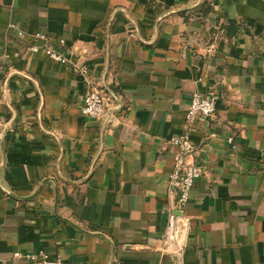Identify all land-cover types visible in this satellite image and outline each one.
I'll list each match as a JSON object with an SVG mask.
<instances>
[{
    "label": "crops",
    "instance_id": "1",
    "mask_svg": "<svg viewBox=\"0 0 264 264\" xmlns=\"http://www.w3.org/2000/svg\"><path fill=\"white\" fill-rule=\"evenodd\" d=\"M94 85L102 118L80 109ZM193 92L215 111L186 128ZM0 123V264H264V0H0ZM186 130L179 259L160 246Z\"/></svg>",
    "mask_w": 264,
    "mask_h": 264
},
{
    "label": "built area",
    "instance_id": "2",
    "mask_svg": "<svg viewBox=\"0 0 264 264\" xmlns=\"http://www.w3.org/2000/svg\"><path fill=\"white\" fill-rule=\"evenodd\" d=\"M16 32L18 35L22 33L21 30H16ZM34 38L37 39L40 44L30 45L28 47L30 51L36 52L41 50L52 60L62 64H68L81 72H86V69L81 64V57L76 60L70 59L63 51L52 47L44 34L36 33L34 34ZM80 109L84 115L90 118H102L105 116L107 107L105 96L101 88L96 85L92 86L84 96ZM214 111L215 99L213 97L203 96L198 92H193L190 95L189 103L185 111L186 128H188L196 118H209ZM3 133L4 127L0 123V138ZM228 142H232V137H228ZM170 144L174 147V152L173 169L169 174V181L175 188L176 200L172 210L169 212L168 223L161 240L160 250L163 252L169 251L173 244H177L174 238L176 221L179 217L185 219L183 212L189 200L192 185L194 180L201 173V168L198 164L186 160V154L189 150L187 130L179 135L173 136L170 139ZM177 212H180V215ZM177 246L179 247L178 252L182 250L183 246L180 247L178 244ZM14 256L17 258L24 257L31 264H62L60 258L49 259L48 254L42 250L36 253L14 252Z\"/></svg>",
    "mask_w": 264,
    "mask_h": 264
},
{
    "label": "water",
    "instance_id": "3",
    "mask_svg": "<svg viewBox=\"0 0 264 264\" xmlns=\"http://www.w3.org/2000/svg\"><path fill=\"white\" fill-rule=\"evenodd\" d=\"M177 213L179 214L180 212H177ZM187 226H188V222L184 218L179 217L177 219L175 229H174V238L180 247H182L184 244V236L186 234ZM181 255H182V250H180L177 253V257L181 259Z\"/></svg>",
    "mask_w": 264,
    "mask_h": 264
}]
</instances>
